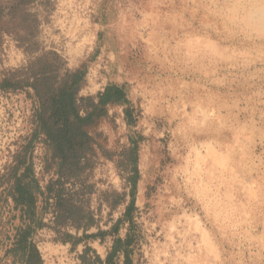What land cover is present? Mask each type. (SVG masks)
I'll list each match as a JSON object with an SVG mask.
<instances>
[{
    "label": "rangeland",
    "instance_id": "1",
    "mask_svg": "<svg viewBox=\"0 0 264 264\" xmlns=\"http://www.w3.org/2000/svg\"><path fill=\"white\" fill-rule=\"evenodd\" d=\"M43 63L56 81L83 73L78 98L124 85L137 117L129 127L122 107H106L66 172L64 189L95 221L86 235L122 218L133 168L122 152L140 138L132 264H264V0H0V81ZM26 93L0 90V169L31 133L38 104ZM33 157L41 186L55 181L39 140ZM49 203L35 239L43 264H81L87 247L97 264L125 238L128 224L71 250L83 232L55 226Z\"/></svg>",
    "mask_w": 264,
    "mask_h": 264
},
{
    "label": "trees",
    "instance_id": "2",
    "mask_svg": "<svg viewBox=\"0 0 264 264\" xmlns=\"http://www.w3.org/2000/svg\"><path fill=\"white\" fill-rule=\"evenodd\" d=\"M20 75L23 77L19 78ZM82 77L83 73L75 71L66 73L56 81L57 74L49 65L43 63L37 71H32L30 66L26 74L15 71L0 81L1 91L7 93L30 90L31 94L26 93L27 97L35 99L38 104L30 118L31 133L23 139L25 144L19 146L12 154L10 163L0 169V264H43L35 239L39 231L49 228L44 223L50 206L49 200L53 201L55 226L69 221L76 231L83 232L82 237L73 242L69 241L71 250L75 249L82 239L102 240L108 233L118 236L119 226L128 224L125 238L116 237L105 259L95 255V262L114 264V259L121 255L123 264H132V211L139 180L136 159L140 138L135 141L129 137L132 147L122 152L130 155L133 164L132 175L125 180L130 187L131 200L122 218L109 232L98 231L95 235H86V231L95 226L93 216L77 204L79 201L74 200V197L78 196L77 193L70 194L64 189L66 172L76 168L80 155L90 150L91 137L87 130L106 115V107H122L124 120L129 127H134L137 121L124 85L109 84L95 98H78ZM38 140L47 148L49 159L56 161L57 168L56 180L49 181L44 187L37 177L33 157L34 146ZM47 168L48 165H45L44 169ZM4 214L6 219L2 221ZM70 238L73 237L65 235L61 242L67 243ZM89 250V247L85 248L79 256L81 264H90L86 259Z\"/></svg>",
    "mask_w": 264,
    "mask_h": 264
}]
</instances>
